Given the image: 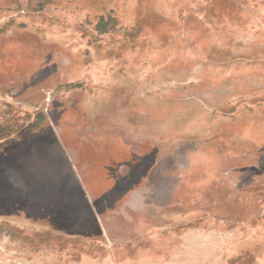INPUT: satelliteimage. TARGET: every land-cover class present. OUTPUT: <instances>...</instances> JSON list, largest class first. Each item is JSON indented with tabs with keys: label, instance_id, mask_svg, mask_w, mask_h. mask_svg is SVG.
I'll return each mask as SVG.
<instances>
[{
	"label": "rangeland",
	"instance_id": "rangeland-1",
	"mask_svg": "<svg viewBox=\"0 0 264 264\" xmlns=\"http://www.w3.org/2000/svg\"><path fill=\"white\" fill-rule=\"evenodd\" d=\"M0 264H264V0H0Z\"/></svg>",
	"mask_w": 264,
	"mask_h": 264
}]
</instances>
